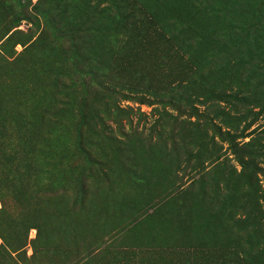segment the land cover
<instances>
[{
  "label": "rangeland",
  "instance_id": "1",
  "mask_svg": "<svg viewBox=\"0 0 264 264\" xmlns=\"http://www.w3.org/2000/svg\"><path fill=\"white\" fill-rule=\"evenodd\" d=\"M0 264H264V0H0Z\"/></svg>",
  "mask_w": 264,
  "mask_h": 264
},
{
  "label": "trees",
  "instance_id": "2",
  "mask_svg": "<svg viewBox=\"0 0 264 264\" xmlns=\"http://www.w3.org/2000/svg\"><path fill=\"white\" fill-rule=\"evenodd\" d=\"M4 238H1V244H3V242H4V240H3Z\"/></svg>",
  "mask_w": 264,
  "mask_h": 264
}]
</instances>
